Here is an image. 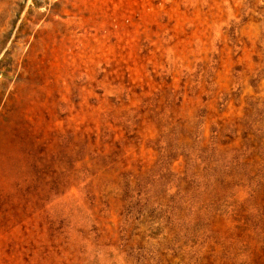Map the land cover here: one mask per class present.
Returning <instances> with one entry per match:
<instances>
[{"label": "rangeland", "instance_id": "374dc122", "mask_svg": "<svg viewBox=\"0 0 264 264\" xmlns=\"http://www.w3.org/2000/svg\"><path fill=\"white\" fill-rule=\"evenodd\" d=\"M0 264H264V0H0Z\"/></svg>", "mask_w": 264, "mask_h": 264}]
</instances>
